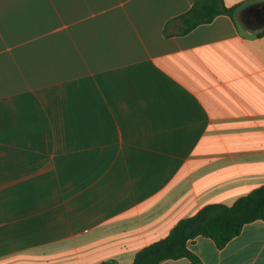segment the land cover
<instances>
[{"label": "crops", "instance_id": "1", "mask_svg": "<svg viewBox=\"0 0 264 264\" xmlns=\"http://www.w3.org/2000/svg\"><path fill=\"white\" fill-rule=\"evenodd\" d=\"M194 3L0 0V264H132L264 185V0ZM187 246L264 264V220Z\"/></svg>", "mask_w": 264, "mask_h": 264}, {"label": "trees", "instance_id": "2", "mask_svg": "<svg viewBox=\"0 0 264 264\" xmlns=\"http://www.w3.org/2000/svg\"><path fill=\"white\" fill-rule=\"evenodd\" d=\"M213 16L214 13L203 14V8L195 0L191 9L180 16L186 24L182 32L209 21ZM255 220H264V185L251 190L231 205H204L194 215L179 220L164 238L139 250L132 264H159L167 259L181 257L193 264H201L187 246L190 240L197 236L209 237L217 248H222L241 232L245 224ZM98 264L116 263L104 261Z\"/></svg>", "mask_w": 264, "mask_h": 264}, {"label": "water", "instance_id": "3", "mask_svg": "<svg viewBox=\"0 0 264 264\" xmlns=\"http://www.w3.org/2000/svg\"><path fill=\"white\" fill-rule=\"evenodd\" d=\"M262 9H263L262 6H253L251 7L250 10L252 11L253 15H255L256 17H259L262 14Z\"/></svg>", "mask_w": 264, "mask_h": 264}, {"label": "flooded vegetation", "instance_id": "4", "mask_svg": "<svg viewBox=\"0 0 264 264\" xmlns=\"http://www.w3.org/2000/svg\"><path fill=\"white\" fill-rule=\"evenodd\" d=\"M257 19L259 18V17H256Z\"/></svg>", "mask_w": 264, "mask_h": 264}]
</instances>
